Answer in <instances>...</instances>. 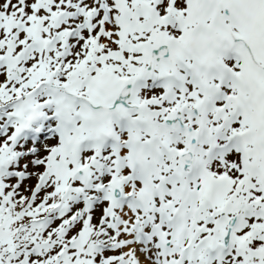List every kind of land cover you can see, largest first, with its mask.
Masks as SVG:
<instances>
[{
    "label": "snow or ice",
    "instance_id": "6c2138e0",
    "mask_svg": "<svg viewBox=\"0 0 264 264\" xmlns=\"http://www.w3.org/2000/svg\"><path fill=\"white\" fill-rule=\"evenodd\" d=\"M0 264H264V0H0Z\"/></svg>",
    "mask_w": 264,
    "mask_h": 264
}]
</instances>
